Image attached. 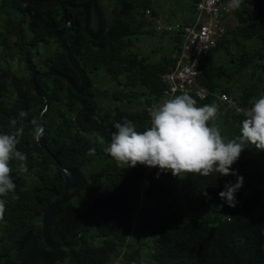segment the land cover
Here are the masks:
<instances>
[{"label": "trees", "instance_id": "1", "mask_svg": "<svg viewBox=\"0 0 264 264\" xmlns=\"http://www.w3.org/2000/svg\"><path fill=\"white\" fill-rule=\"evenodd\" d=\"M66 1L92 5V0H0V56L3 62L24 64L13 71L0 61V133L11 131L10 120L19 111L28 114L17 146L28 156V171L17 172L13 162L18 199L7 200L0 220V264H67L66 250L46 246L42 217L64 196L62 169L77 167L87 177L85 197L57 211L51 233L53 241L74 247L76 264H264V151L248 145L232 165L244 179L236 206L230 207L219 193L237 182L235 175L174 177L168 171L157 178L158 167H119L104 150L116 122L131 120L138 131L150 127V110L165 99L162 77L179 61L182 35L159 31L151 18L187 26L194 22L200 0H189L193 20L180 22L160 20L154 0H117L107 18L110 28L97 41L85 32L82 10L68 8L65 17L61 4ZM230 18L234 23H227L226 34L198 62L196 88L205 90L206 97L188 93L197 106H218L210 124L219 127L226 141L240 134L245 116L238 109L251 107L250 99L264 95L261 0H239ZM66 30L65 40L92 83L106 77L116 85L111 92L100 96L94 84L78 95L61 78L45 76L57 71L79 84L58 42ZM148 39L159 44L145 54L137 43ZM164 41L169 52L161 55ZM40 48L50 53L36 61ZM32 71L39 72L35 80ZM223 95L235 106L223 102ZM36 116L44 129L39 141L32 135ZM90 149L95 153L89 155ZM144 180L148 186L143 190ZM137 213L142 221L135 228ZM145 231L147 239H140Z\"/></svg>", "mask_w": 264, "mask_h": 264}, {"label": "clouds", "instance_id": "2", "mask_svg": "<svg viewBox=\"0 0 264 264\" xmlns=\"http://www.w3.org/2000/svg\"><path fill=\"white\" fill-rule=\"evenodd\" d=\"M238 4L239 0H235ZM251 107L242 111L245 119L241 122L240 134L226 141L219 127L210 122L218 115V106L197 101L187 92L164 100L150 110V127L138 131L133 121L125 119L114 124L111 142L104 149L119 167L135 168L138 164L170 171L174 177L191 175L210 176L213 174L235 175V184H226L219 193L220 198L230 207H235L236 193L243 186V177L232 171L246 146L252 145L264 151V95L252 98ZM27 113L19 111L11 118L9 132L0 133V220L4 219L8 199L16 200L17 185L13 178V162L17 172L27 173L26 153L18 149L24 135V120ZM93 119H98L96 116ZM33 138L39 141L44 129L39 116L31 121ZM104 143L103 137H98ZM95 149L89 150V155ZM204 195L208 197V193ZM210 198V197H208Z\"/></svg>", "mask_w": 264, "mask_h": 264}, {"label": "built area", "instance_id": "3", "mask_svg": "<svg viewBox=\"0 0 264 264\" xmlns=\"http://www.w3.org/2000/svg\"><path fill=\"white\" fill-rule=\"evenodd\" d=\"M237 5L235 0H200L196 4L194 22L184 27L179 24L165 25L152 19L149 11L146 13L155 22L159 31L180 33L183 39L175 69L162 77V82L167 86L164 100L185 92H193L200 99L206 97L205 90L196 88L199 76L198 62L226 34V25L231 22L230 16L234 14ZM221 100L229 106H235L232 99L226 95L221 96Z\"/></svg>", "mask_w": 264, "mask_h": 264}, {"label": "water", "instance_id": "4", "mask_svg": "<svg viewBox=\"0 0 264 264\" xmlns=\"http://www.w3.org/2000/svg\"><path fill=\"white\" fill-rule=\"evenodd\" d=\"M262 7L264 9V0H261ZM61 8L64 11L65 17H67V9L71 8L73 10H82L84 13V24L85 32L90 37L91 40H99L101 36L108 31L110 25L108 24L107 16L104 7L100 3V0H92V5L78 4L73 5L71 2L66 1L61 4ZM93 17L96 19L97 28H92ZM70 25V23H69ZM68 32L61 34L58 38L61 50L66 55L68 62L75 70L79 77V84L70 76L64 75L57 71H50L45 74V76L58 77L64 80L73 90L78 94L82 95L86 91L91 90L93 83L91 78L87 75L85 70L75 59L71 49L68 46V42L65 40V35ZM39 72L32 71L33 80L37 78ZM62 177L65 183V193L64 196L47 209H45L42 217V236L44 242L48 248L51 250H66L69 255V260L67 264L77 263V254L74 247L68 243H57L52 240L51 233L53 230L54 220L57 211L65 204L78 199L85 190V185L87 181L86 175L83 173L80 167L74 169H62Z\"/></svg>", "mask_w": 264, "mask_h": 264}, {"label": "rangeland", "instance_id": "5", "mask_svg": "<svg viewBox=\"0 0 264 264\" xmlns=\"http://www.w3.org/2000/svg\"><path fill=\"white\" fill-rule=\"evenodd\" d=\"M157 6V11H159L160 13V20L162 19L163 21H167V18L169 19H173L175 21H184L186 20H193L194 15L192 12V9L190 8V3L189 0H154ZM117 0H100V3L102 4V6L107 9V18L110 20V12H112L115 8V4H116ZM171 17V18H170ZM108 20V21H109ZM232 22V21H231ZM234 23V22H232ZM95 28V26H93ZM158 41L157 40H150L148 39L147 41H145V43H143L142 45L140 44V42L137 43L138 46V50H140L142 53L144 52L145 54L150 53L153 51L154 48L158 47ZM54 45V44H52ZM163 49L160 52L161 55H165L167 54L169 51L167 49V43L164 41L162 43ZM247 46H249V44H247ZM56 50V48L52 49V51ZM50 51H46L44 49H38L35 52V56L37 57L35 60H43L46 59V57L49 55ZM0 61L1 64L4 65H8L10 66V68L13 71L19 70L21 67L24 66L23 63L19 62L17 59L12 61V62H3L2 56H0ZM108 79L106 77H104V79L101 81H94L95 86L100 90L98 93L100 96H103V92L105 90L108 91H112V89L116 88V85L112 84L111 82H106ZM247 80L246 78L242 79V87L245 86ZM93 84V86H94ZM113 86V87H112ZM108 104L110 106H112V108L115 107L116 103H112V102H108ZM107 104V105H108ZM124 107H126V105H124ZM224 109H226V107L224 106ZM46 111V109L44 110V112ZM255 155L253 156L254 159H256V157L258 156V154L254 153ZM255 169V172L257 173V171L260 170V167H258V165L253 166ZM148 169V168H147ZM257 181H255L256 183ZM86 185H87V181H86ZM86 185H85V190L84 192L81 194V196L79 198H84L85 196L84 193L86 192ZM148 186V182L146 180H144L142 182V189L144 190V188H146ZM141 189V190H142ZM142 190V191H143ZM90 199V198H89ZM142 221V216L137 213L133 219V225L135 228H137L139 226V224ZM149 232L145 231V232H141L139 234L140 239H147ZM139 244V243H138Z\"/></svg>", "mask_w": 264, "mask_h": 264}, {"label": "flooded vegetation", "instance_id": "6", "mask_svg": "<svg viewBox=\"0 0 264 264\" xmlns=\"http://www.w3.org/2000/svg\"><path fill=\"white\" fill-rule=\"evenodd\" d=\"M87 5V4H86ZM94 19H95V17H93V23H92V28L93 29H96L97 28V24H96V19H95V22H94ZM108 24H109V22H108ZM93 26H95V28L93 27Z\"/></svg>", "mask_w": 264, "mask_h": 264}, {"label": "bare ground", "instance_id": "7", "mask_svg": "<svg viewBox=\"0 0 264 264\" xmlns=\"http://www.w3.org/2000/svg\"><path fill=\"white\" fill-rule=\"evenodd\" d=\"M82 12V11H81Z\"/></svg>", "mask_w": 264, "mask_h": 264}]
</instances>
